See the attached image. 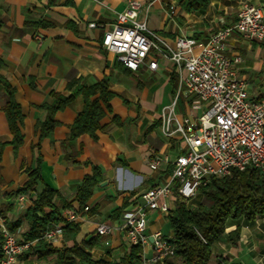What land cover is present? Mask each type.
<instances>
[{"label": "crops", "instance_id": "0c3cea01", "mask_svg": "<svg viewBox=\"0 0 264 264\" xmlns=\"http://www.w3.org/2000/svg\"><path fill=\"white\" fill-rule=\"evenodd\" d=\"M139 1L142 6L137 19L145 20L148 29L169 44L179 36L204 42L212 32L234 23L242 4L264 6V0H210L204 11L187 12L174 0ZM123 8V0H0V76L13 88L22 115V142L14 150L9 144L12 134L2 109L6 94L0 85V215L7 223L21 220L14 232L18 241L26 230L22 219L34 192L23 195L22 202L12 194L27 182L28 170L38 167L41 184L37 190L47 186L58 194L56 202L62 199L80 212L76 236L80 244L94 236L98 224L117 225L124 211L140 201L146 189L162 181L168 167L162 164L159 171L152 172L148 159L163 155L173 158L177 154L180 144L176 138L167 139L160 131L163 110L172 104L177 92V85L171 80L175 73L173 65L166 59L155 58L157 69L152 71L148 68L152 58L148 57L132 72L121 65L115 54L100 46L103 33ZM91 22L101 27L89 28ZM39 23L44 26H35ZM251 47L237 36L228 45L230 52L240 55L260 48ZM260 66L257 62L253 67L243 66L241 62L239 74L247 80L243 70H258ZM104 77L113 97L109 102L111 112L101 119L96 140L87 134L70 139L69 128L83 108L81 95L55 113L54 128L39 140L38 126L46 118L45 107L55 103L54 94L69 96L67 83L73 79L88 87ZM179 97L188 100V106H197L193 97L180 93L175 117H193L191 111L176 113ZM114 118L119 124L113 122ZM91 166L100 168L102 182L93 189L87 210H79L76 188L84 176L91 174ZM235 223H227V232ZM238 223L239 239L231 244L223 235L212 246L208 264H264V216L252 223L242 219ZM164 224L163 215L152 213L147 233L161 230ZM99 239L101 247L90 251L94 260L115 262L129 249L119 231ZM50 244L60 248L61 236ZM145 256H150L148 247ZM19 263L22 262L17 258L15 264ZM23 263L34 264L36 260Z\"/></svg>", "mask_w": 264, "mask_h": 264}, {"label": "built area", "instance_id": "2783aa9c", "mask_svg": "<svg viewBox=\"0 0 264 264\" xmlns=\"http://www.w3.org/2000/svg\"><path fill=\"white\" fill-rule=\"evenodd\" d=\"M123 2V10L103 33L100 46L115 54L121 65L132 72L148 57L152 58L148 63L152 71L157 69L156 59H166L173 65L177 92L172 104L163 110L160 131L167 139L176 138L180 145L173 158L163 155L147 160L150 171H159L163 164L171 168L170 174L146 189L140 201L124 211L117 225L100 223L95 233L103 237L121 232L129 246L142 248V264H152L175 256L169 236L161 230L147 233L150 215L156 212L166 218L175 206V194L187 203L211 179L247 167L258 169L264 176V92L250 94L249 82L239 74L241 55L228 48L233 36L248 44L264 41V6L242 4L236 21L212 32L204 42L179 36L169 44L150 31L145 20L137 19L142 6L139 0ZM88 27L95 29L101 25L91 22ZM180 93L195 99V104L203 108L201 115L175 117L174 107ZM17 200L22 202L24 196L19 195ZM62 215L65 223L80 220V212L74 209H67ZM63 225L46 231L43 239L51 243L60 237ZM0 233L3 237L0 264H15L30 243L18 241L1 215ZM147 247L149 257L145 256Z\"/></svg>", "mask_w": 264, "mask_h": 264}, {"label": "trees", "instance_id": "16d2710c", "mask_svg": "<svg viewBox=\"0 0 264 264\" xmlns=\"http://www.w3.org/2000/svg\"><path fill=\"white\" fill-rule=\"evenodd\" d=\"M187 12L204 11L210 0H174ZM3 22L0 21V27ZM35 26H44L39 23ZM2 61L0 60V67ZM171 80L177 85V76L172 73ZM0 85L4 88L6 101L2 107L5 114L12 140L9 142L15 150L22 142L20 126L22 115L18 104L14 100V90L9 83L0 76ZM71 94L63 97L54 94L55 103L46 106V118L39 124V140L45 138L54 128L53 119L56 112L67 106L76 96L83 98V108L76 115L70 126V139L74 140L82 134L89 135L96 140V133L101 129L100 121L106 113L111 112L110 100L113 94L108 91V79L104 77L92 86L85 87L80 81L73 79L67 83ZM113 122L119 124L116 118ZM28 180L12 196L30 195V206L27 208L23 221L26 230L21 235V242L30 243L28 249L18 258L27 260L35 258L37 264H140L142 262V248L140 245L129 246L127 252L115 262L106 260H94L90 251L101 247L100 237L94 236L76 242L79 233V223H65L63 211L72 209L58 194L41 184L38 167L28 170ZM170 174L171 168L166 169ZM102 182L100 168L91 166V174L84 176L76 188L75 201L78 208L83 209L93 194V189ZM197 196H201L203 202L187 205L180 196L175 194V206L165 218L171 236L168 241L174 246L175 256L152 264H208L211 258L212 246L226 234L227 240L235 244L239 239V220L252 223L256 218L264 216V176L253 167H247L243 171L233 170L229 176L220 179H211L206 185L200 186ZM119 211H115L116 217ZM235 221L234 227L227 232V223ZM21 220L7 223L10 232H15ZM64 224L61 231L62 246L53 247L50 242L43 239V234ZM3 237L0 233V259L2 258ZM176 260V261H174Z\"/></svg>", "mask_w": 264, "mask_h": 264}, {"label": "rangeland", "instance_id": "374dc122", "mask_svg": "<svg viewBox=\"0 0 264 264\" xmlns=\"http://www.w3.org/2000/svg\"><path fill=\"white\" fill-rule=\"evenodd\" d=\"M250 45L252 47L254 45H258V46H260V48L254 50V51H248L247 54H245L244 52H241V58H242V65L243 66L247 65V66L253 67V64H255L256 62L259 64L261 63V66H260L261 68L258 70L257 69L254 70V69H250V68H248V69L243 68L244 69L243 72L246 75L247 80L251 84L250 94L251 95H257V94L264 91V41L259 42V43L253 42V43H250ZM252 47H251V49H252ZM187 103H188V100H185L184 98L179 97L178 105L176 107V113L177 114L179 112L183 113V111L185 110V113L190 112V111L193 112L192 116L193 115L194 116L201 115V113L203 111L202 107H199L198 105L196 107L194 105L188 106ZM200 202H203V199L201 196H197L195 199L187 202L186 204L189 206L191 204L194 205V204H197ZM161 231L166 236L170 235V233H171L169 227L166 224H164L162 226ZM31 259L32 258H28L27 260H31ZM174 261H176V260H174ZM20 262H22V263H19V264H24L23 262H25V260H20ZM34 264H37V263H34ZM140 264H142V262Z\"/></svg>", "mask_w": 264, "mask_h": 264}, {"label": "water", "instance_id": "95a60500", "mask_svg": "<svg viewBox=\"0 0 264 264\" xmlns=\"http://www.w3.org/2000/svg\"><path fill=\"white\" fill-rule=\"evenodd\" d=\"M102 184H104V183H101L100 185H102Z\"/></svg>", "mask_w": 264, "mask_h": 264}]
</instances>
